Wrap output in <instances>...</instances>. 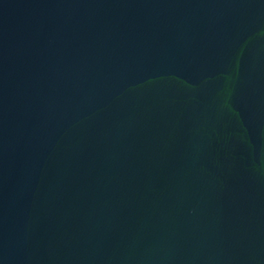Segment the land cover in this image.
Masks as SVG:
<instances>
[{
  "label": "water",
  "instance_id": "1",
  "mask_svg": "<svg viewBox=\"0 0 264 264\" xmlns=\"http://www.w3.org/2000/svg\"><path fill=\"white\" fill-rule=\"evenodd\" d=\"M0 264H264V0H0Z\"/></svg>",
  "mask_w": 264,
  "mask_h": 264
}]
</instances>
